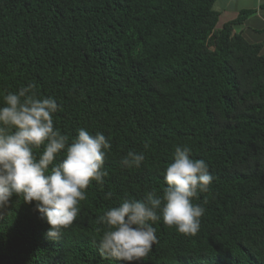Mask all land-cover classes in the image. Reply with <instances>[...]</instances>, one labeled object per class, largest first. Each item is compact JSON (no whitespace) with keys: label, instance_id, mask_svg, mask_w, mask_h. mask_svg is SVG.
I'll use <instances>...</instances> for the list:
<instances>
[{"label":"trees","instance_id":"16d2710c","mask_svg":"<svg viewBox=\"0 0 264 264\" xmlns=\"http://www.w3.org/2000/svg\"><path fill=\"white\" fill-rule=\"evenodd\" d=\"M215 1L0 0V92L34 83L70 139L83 127L112 142L104 185L60 240L35 202L0 210V264H122L101 256L97 218L162 192L177 145L214 177L194 201L205 214L194 236L157 222L140 264H264V41L235 31L255 9L217 28ZM130 150L145 153L138 169L121 165Z\"/></svg>","mask_w":264,"mask_h":264},{"label":"clouds","instance_id":"9594fccd","mask_svg":"<svg viewBox=\"0 0 264 264\" xmlns=\"http://www.w3.org/2000/svg\"><path fill=\"white\" fill-rule=\"evenodd\" d=\"M0 98V210L9 207L14 196L35 202L50 226L46 237L58 241L79 216L89 186L104 185L111 139L83 127L70 139L55 122L62 106L56 98L41 95L34 83L0 92ZM172 157L164 170L162 192L147 190L139 200L125 197L97 218L103 226V258L140 264L159 243L154 225L161 219L181 234L199 232L207 201H194L210 191L214 177L208 163L193 158L187 145L175 146ZM144 161V152L130 150L121 165L138 169ZM112 195L109 191L106 198Z\"/></svg>","mask_w":264,"mask_h":264},{"label":"crops","instance_id":"0c3cea01","mask_svg":"<svg viewBox=\"0 0 264 264\" xmlns=\"http://www.w3.org/2000/svg\"><path fill=\"white\" fill-rule=\"evenodd\" d=\"M214 8L219 12L217 28L238 17L241 10L255 9L244 23L235 26L252 42L264 41V0H216Z\"/></svg>","mask_w":264,"mask_h":264}]
</instances>
